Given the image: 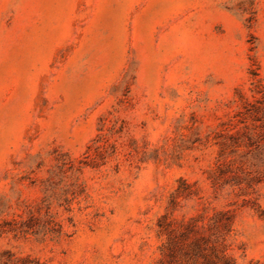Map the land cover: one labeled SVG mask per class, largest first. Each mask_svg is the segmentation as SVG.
I'll return each instance as SVG.
<instances>
[{
	"label": "rangeland",
	"instance_id": "obj_1",
	"mask_svg": "<svg viewBox=\"0 0 264 264\" xmlns=\"http://www.w3.org/2000/svg\"><path fill=\"white\" fill-rule=\"evenodd\" d=\"M0 264H264V0H0Z\"/></svg>",
	"mask_w": 264,
	"mask_h": 264
}]
</instances>
